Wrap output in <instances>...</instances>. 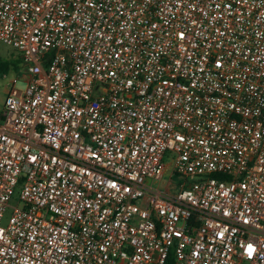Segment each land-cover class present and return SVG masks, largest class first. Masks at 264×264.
<instances>
[{"label": "built area", "instance_id": "2783aa9c", "mask_svg": "<svg viewBox=\"0 0 264 264\" xmlns=\"http://www.w3.org/2000/svg\"><path fill=\"white\" fill-rule=\"evenodd\" d=\"M0 44V264H264V0H0Z\"/></svg>", "mask_w": 264, "mask_h": 264}, {"label": "rangeland", "instance_id": "374dc122", "mask_svg": "<svg viewBox=\"0 0 264 264\" xmlns=\"http://www.w3.org/2000/svg\"><path fill=\"white\" fill-rule=\"evenodd\" d=\"M16 54H18V53L12 47L0 44V55H2L4 57L12 58V57H15ZM13 78H15L18 82L16 87L22 88L24 85V82L22 80L21 70L18 73L11 71L4 78H0V113L3 110L4 100H5L6 95H7L6 90L8 88V83ZM170 157H171L170 155H167V157L164 159V161L167 165L170 163ZM168 179H169V176L165 175L164 180L167 181ZM172 179L174 181L177 180V178L174 176L172 177ZM9 213H10V211L7 210L5 215H4L3 221H2L3 225H5L7 223Z\"/></svg>", "mask_w": 264, "mask_h": 264}, {"label": "trees", "instance_id": "16d2710c", "mask_svg": "<svg viewBox=\"0 0 264 264\" xmlns=\"http://www.w3.org/2000/svg\"><path fill=\"white\" fill-rule=\"evenodd\" d=\"M22 67L23 59L20 54H16L12 58L0 55V78H4L11 71L18 73Z\"/></svg>", "mask_w": 264, "mask_h": 264}, {"label": "crops", "instance_id": "0c3cea01", "mask_svg": "<svg viewBox=\"0 0 264 264\" xmlns=\"http://www.w3.org/2000/svg\"><path fill=\"white\" fill-rule=\"evenodd\" d=\"M8 91H9V87H8L7 90H6V94L8 93Z\"/></svg>", "mask_w": 264, "mask_h": 264}]
</instances>
